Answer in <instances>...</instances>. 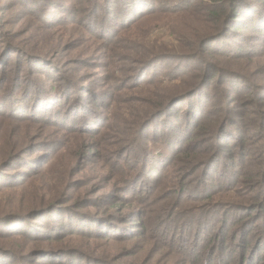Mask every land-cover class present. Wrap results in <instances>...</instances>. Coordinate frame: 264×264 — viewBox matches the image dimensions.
<instances>
[{
	"label": "trees",
	"instance_id": "trees-1",
	"mask_svg": "<svg viewBox=\"0 0 264 264\" xmlns=\"http://www.w3.org/2000/svg\"><path fill=\"white\" fill-rule=\"evenodd\" d=\"M30 1L0 0V264H264V65L245 69L264 61V0L31 2L43 29L99 44L78 61L97 81L7 39ZM169 14L205 25L159 51L130 36Z\"/></svg>",
	"mask_w": 264,
	"mask_h": 264
},
{
	"label": "rangeland",
	"instance_id": "rangeland-1",
	"mask_svg": "<svg viewBox=\"0 0 264 264\" xmlns=\"http://www.w3.org/2000/svg\"><path fill=\"white\" fill-rule=\"evenodd\" d=\"M39 2L40 4L50 5L52 3V8L50 9V14L54 15H63V9L65 6L66 0H32L29 4L24 5L22 3V12H17L16 10L13 12V17L10 18V20L17 24L15 28V33L10 36L7 39H10L12 43H15L19 45L20 47L28 50H32L35 53H40L41 56L54 58L58 61H65L70 60L71 58H74V66L77 68L76 70H82L81 74H88L91 77H95L94 80H101L98 76H102L98 73V71H92L88 66L80 65L78 63L79 60H81L85 55L91 54L90 52L94 50L99 44H93L91 41L82 40L78 36H80V32L77 31V28L75 29H61V30H54V31H48L46 29H43L39 26L38 22L34 19H27V13L30 10L29 6L31 5V2ZM4 4V2H1ZM44 5V6H45ZM46 11L48 10V6L45 7ZM18 9V8H17ZM20 11V10H19ZM51 16V15H50ZM198 19L193 20L192 17H180L176 16L174 14H169L165 19L164 17H151L149 19H146L142 22H140L131 32H129L130 36L134 37V39L143 45H145L148 49L152 48L154 51H159L160 47H175L178 45V38L176 39V35L174 33H179L182 31L184 34L186 32H189L191 30H194L196 28H202L205 24H197ZM202 32V29L200 30ZM180 34V33H179ZM69 47L73 48V54H76L74 57H68V55H55V52L57 50L66 51L69 49ZM233 68L239 67L238 65H235V62L228 63ZM228 64L225 62H221V66L228 67ZM264 65V61L261 60H255L251 62V64L247 65L245 69L249 73L256 74L257 70L261 68ZM264 68V67H262ZM36 69V68H31ZM47 68H43V70ZM262 70V69H261ZM258 80L261 83H264V73L257 77ZM134 94V93H133ZM135 96H137V93H135ZM122 106H120L118 109L115 106L114 109V115L118 116L119 111H124L126 115L129 116V113L131 111H128V108L123 103H120ZM129 106V105H128ZM130 107V106H129ZM131 108V107H130ZM137 113V116L140 115L139 112L135 111ZM59 163L53 168L51 172V177L56 180L55 184L57 183L59 185L66 183L68 177L65 175V171L63 168L66 167V159L64 157L60 158ZM61 166V167H60ZM63 167V168H62ZM58 172H62L63 175L57 174ZM83 173L81 174V176ZM207 191L212 190L214 188L212 185L208 184ZM205 188V187H204ZM203 188V189H204ZM204 191V190H202ZM201 191H199L200 194ZM205 192V193H206ZM203 194V193H202ZM231 200L235 202H242V199L239 198H231ZM249 212V211H248ZM240 214V213H239ZM259 241V240H258ZM261 242V241H260ZM139 245H143L139 241L137 242ZM18 245V243H16ZM150 247L152 245H149ZM262 248H264V243L261 245ZM258 246H256L257 248ZM42 247H37L36 249H40ZM137 249V250H136ZM134 250L139 251L140 249L136 248ZM116 247L112 245H107L104 242H98L96 246V250L94 252H98L101 256H106L108 253L115 252ZM147 249H143L139 253V264H145L147 260L150 259L149 254L146 252ZM142 259H141V257ZM130 260H134L133 257H129ZM235 260V258L233 259ZM158 257H155L153 261H151L150 264H157ZM43 261H40L42 263ZM162 263V261H160ZM35 264V263H33Z\"/></svg>",
	"mask_w": 264,
	"mask_h": 264
}]
</instances>
